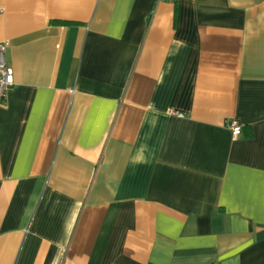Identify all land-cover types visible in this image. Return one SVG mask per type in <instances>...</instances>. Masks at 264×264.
I'll use <instances>...</instances> for the list:
<instances>
[{"label": "crops", "instance_id": "0c3cea01", "mask_svg": "<svg viewBox=\"0 0 264 264\" xmlns=\"http://www.w3.org/2000/svg\"><path fill=\"white\" fill-rule=\"evenodd\" d=\"M2 42L0 264H264V0H0Z\"/></svg>", "mask_w": 264, "mask_h": 264}, {"label": "built area", "instance_id": "2783aa9c", "mask_svg": "<svg viewBox=\"0 0 264 264\" xmlns=\"http://www.w3.org/2000/svg\"><path fill=\"white\" fill-rule=\"evenodd\" d=\"M7 42L0 43V105L5 101L8 91L14 84L13 69L4 60ZM232 135L237 136L241 133V125L232 120L229 124Z\"/></svg>", "mask_w": 264, "mask_h": 264}]
</instances>
